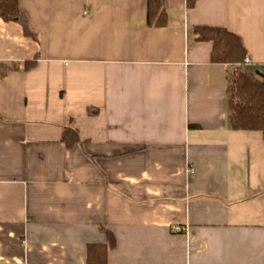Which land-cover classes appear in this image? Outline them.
Listing matches in <instances>:
<instances>
[{"label":"crops","instance_id":"obj_1","mask_svg":"<svg viewBox=\"0 0 264 264\" xmlns=\"http://www.w3.org/2000/svg\"><path fill=\"white\" fill-rule=\"evenodd\" d=\"M149 1L19 0L37 38L0 18V264H86L107 231L108 264H264L263 134L230 127L234 65L194 34L264 75V0H158L163 27Z\"/></svg>","mask_w":264,"mask_h":264},{"label":"trees","instance_id":"obj_2","mask_svg":"<svg viewBox=\"0 0 264 264\" xmlns=\"http://www.w3.org/2000/svg\"><path fill=\"white\" fill-rule=\"evenodd\" d=\"M198 0H186L187 8H194ZM0 18L4 21H16L23 26L25 35L37 38L31 30L26 14L19 6V0H0ZM148 24L163 27L168 24V16L158 0L148 3ZM194 34L198 41L213 44L211 60L216 63L234 65L229 74L227 85L228 122L233 130L261 131L264 138V77L251 65L245 64L247 50L241 37L219 26L196 25ZM35 61L27 62L30 68ZM4 72L0 73V76ZM63 141L68 148L80 142L79 132L73 126H67ZM108 232L107 243H89L87 245L86 264H108L109 249L115 246L114 235Z\"/></svg>","mask_w":264,"mask_h":264},{"label":"built area","instance_id":"obj_3","mask_svg":"<svg viewBox=\"0 0 264 264\" xmlns=\"http://www.w3.org/2000/svg\"><path fill=\"white\" fill-rule=\"evenodd\" d=\"M245 64L247 65L251 64V59L248 56L245 57Z\"/></svg>","mask_w":264,"mask_h":264},{"label":"water","instance_id":"obj_4","mask_svg":"<svg viewBox=\"0 0 264 264\" xmlns=\"http://www.w3.org/2000/svg\"><path fill=\"white\" fill-rule=\"evenodd\" d=\"M263 77H264V75L263 74H261Z\"/></svg>","mask_w":264,"mask_h":264}]
</instances>
